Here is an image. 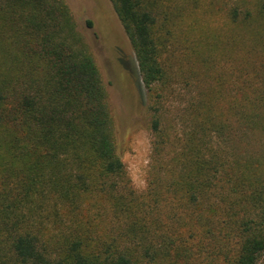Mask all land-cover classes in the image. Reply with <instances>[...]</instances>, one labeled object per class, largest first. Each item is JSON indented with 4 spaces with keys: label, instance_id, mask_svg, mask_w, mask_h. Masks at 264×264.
I'll list each match as a JSON object with an SVG mask.
<instances>
[{
    "label": "trees",
    "instance_id": "16d2710c",
    "mask_svg": "<svg viewBox=\"0 0 264 264\" xmlns=\"http://www.w3.org/2000/svg\"><path fill=\"white\" fill-rule=\"evenodd\" d=\"M109 1L147 97L146 187L66 0H0V264H264V0L210 40L188 35L197 0Z\"/></svg>",
    "mask_w": 264,
    "mask_h": 264
},
{
    "label": "rangeland",
    "instance_id": "374dc122",
    "mask_svg": "<svg viewBox=\"0 0 264 264\" xmlns=\"http://www.w3.org/2000/svg\"><path fill=\"white\" fill-rule=\"evenodd\" d=\"M240 1L242 0H197L196 8L189 14L185 12L184 16L185 21H191V27L195 30V34L188 32L190 38L210 40L211 35H218L224 39L233 34L240 37V33L230 25L228 17L231 6ZM66 2L80 34L96 58L115 120L117 151L130 184L135 191L141 193L146 187L152 136L146 112V92L140 81L135 55L109 0ZM183 7L187 8L185 4ZM87 22H91L90 27ZM235 54L237 60H240L241 51L238 49ZM237 65L239 70V63ZM224 67L228 69L226 65ZM207 87L208 84L204 83L203 88ZM185 89L191 97H178L182 101H188L195 94L192 88ZM178 99L171 109L172 115H175L176 106L180 104ZM183 104L182 102L178 107Z\"/></svg>",
    "mask_w": 264,
    "mask_h": 264
}]
</instances>
